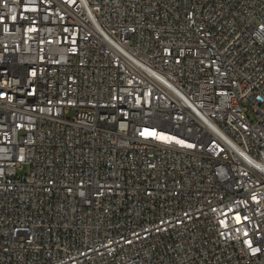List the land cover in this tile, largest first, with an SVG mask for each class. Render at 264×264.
<instances>
[{
    "label": "built area",
    "instance_id": "built-area-1",
    "mask_svg": "<svg viewBox=\"0 0 264 264\" xmlns=\"http://www.w3.org/2000/svg\"><path fill=\"white\" fill-rule=\"evenodd\" d=\"M0 264H264V0H0Z\"/></svg>",
    "mask_w": 264,
    "mask_h": 264
},
{
    "label": "rangeland",
    "instance_id": "rangeland-1",
    "mask_svg": "<svg viewBox=\"0 0 264 264\" xmlns=\"http://www.w3.org/2000/svg\"><path fill=\"white\" fill-rule=\"evenodd\" d=\"M27 172V168H24L23 171H20L18 175H24Z\"/></svg>",
    "mask_w": 264,
    "mask_h": 264
}]
</instances>
